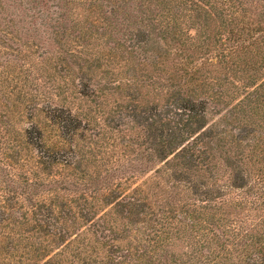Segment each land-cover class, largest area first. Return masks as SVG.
Returning <instances> with one entry per match:
<instances>
[{
  "label": "rangeland",
  "instance_id": "rangeland-1",
  "mask_svg": "<svg viewBox=\"0 0 264 264\" xmlns=\"http://www.w3.org/2000/svg\"><path fill=\"white\" fill-rule=\"evenodd\" d=\"M137 1H143L145 5L150 3L149 0ZM39 2L0 0V30L3 29L6 36H9V31L18 43H26L21 50L14 51V45L11 47L5 39L0 47L3 52H0V74L5 71L0 77V204L4 205L0 218H8V223H15L8 228H0V264H20L23 256H31L26 243L31 246L37 242L35 236H47L44 223L38 226L35 219L40 214L47 218V222H53L51 213L47 212L49 208L41 206L52 203L55 204L54 209L73 207L80 214L82 210L88 212V221H79L74 232L80 228L87 230L90 219L97 221L93 223L97 224L96 230L104 228L101 238L95 232L86 234L90 246L81 257L95 251L99 257L113 252L117 257L121 256V264H158V259L163 260L164 255L168 263L173 259L185 261V244L176 238V234L171 235L169 243L158 244L156 249V243L145 241L144 235L150 230L145 229L154 225L150 209L155 214H159L160 205L170 210L168 215L174 213L175 219L171 222L175 223L178 218H183L181 212L187 206L200 202L195 201L200 195L194 193L192 185L181 190L173 179H169L168 175L175 171L180 174L176 168L180 169L181 164L175 166L173 161L161 162L153 149L156 147L152 136L160 135V129L153 132L152 127L145 125L156 109L162 111L176 92L173 85L169 87L167 73L176 69L173 57L180 45L169 38L162 39L156 30L153 35L158 37H151L143 48L145 52L141 51L149 56L148 62L144 63L138 57L141 55L139 52L114 48V45L118 46L116 37L120 32L112 31L98 21L101 14L96 0H70L62 20L43 25L38 23L33 29L28 16L34 15L37 22L43 17L34 14ZM257 4L262 9L264 0ZM140 15L135 12L134 17H129V27L138 26ZM203 16L204 13L200 24ZM85 23L91 24L89 29H84ZM218 25L219 21L215 19L213 24L209 23V31L204 32L213 34ZM201 30L198 27L190 34L197 37ZM27 36L31 38L27 39ZM260 48L264 49V46ZM240 55L242 71L209 66L202 71L207 77L205 84L190 87H194L192 90L202 97L221 94H218L221 98L215 96L213 103L209 104L207 131H210L211 138L203 146L210 168L230 180L231 176L244 169L241 163L244 159L264 169V89L241 103L238 100L243 98V91H236V87L242 88L253 79H256L254 82L264 79V53L254 50ZM175 57L178 60V56ZM5 59L13 62L7 63ZM153 60H157L156 65L148 64ZM247 90L252 89L249 87ZM71 117L74 121H69ZM60 118L68 121V130L77 126L73 140L61 138L55 123ZM165 122L164 119L157 124ZM244 129L252 130V140L239 143L235 135ZM27 140L41 145H27ZM57 149L64 150L70 155V160L71 157L73 159L69 161L70 166L63 167L61 172L70 176L71 183L64 186L66 189L55 192L51 181L56 168L49 164L37 166L33 156L38 155V150L52 154ZM77 152L80 156L74 159ZM206 170L207 167L203 168L204 172ZM189 177L200 186L207 179L198 175L194 167L189 171ZM119 185L121 194H132L137 202L134 205L124 202L119 203L120 206L103 205V194L111 189L117 190ZM135 187H141V191L136 192ZM56 193L63 200L56 199ZM176 197L179 201H172ZM144 201L152 204L150 208ZM168 202L170 205L166 206ZM89 206H101L97 212L105 208L115 209L113 232L108 224H103L102 215H92ZM11 208L14 214H10ZM4 209L10 211L5 214ZM220 212L217 217L237 219L238 214H232L233 209L224 208ZM72 218L67 217V221ZM21 239L27 242L20 244ZM80 245L82 242H73L69 246L74 250ZM152 252L153 256L157 254V258H149ZM80 256L74 259L73 264L84 263L77 261ZM31 264L42 262L38 258Z\"/></svg>",
  "mask_w": 264,
  "mask_h": 264
},
{
  "label": "trees",
  "instance_id": "trees-1",
  "mask_svg": "<svg viewBox=\"0 0 264 264\" xmlns=\"http://www.w3.org/2000/svg\"><path fill=\"white\" fill-rule=\"evenodd\" d=\"M96 1L95 4H99L96 7L101 14L98 21L102 22L104 26L107 25L112 31L120 32V36L116 37L118 46L114 45V48H120L125 52H139L141 55L138 57L141 62L147 63L149 56L142 54L141 51H144L143 48L151 37H158L153 35L156 30H159V36L162 39L167 40L169 38L172 41H177V45H180L177 54H175L178 56V60L175 56L173 57L176 62V69L167 73L169 87L173 85L176 92L171 95L170 101L164 105L162 111L158 112L156 109L155 114L149 118L150 120L145 125L152 127L153 132L160 129L158 134L160 133L161 136L157 135L159 140L157 136H152L155 141L153 145L156 147L153 149L157 151L161 162L173 161L175 166L181 164L180 169L176 168L180 174H176L177 171H175L168 175L169 179H173L177 188H181V190L192 185L196 191L194 193L200 195V198L195 201L200 202L187 206V209L181 212L183 218H178L175 223L171 222V219H175L174 213L168 215L170 210L167 211L160 205L159 214H155L150 209L149 213L151 217L153 216L151 221L154 225L145 229V231L150 229L148 234H144L146 236L145 241L155 242L154 249H156L158 244L169 243L171 235L176 234L178 240L184 241L186 249L185 261L173 259L168 263L167 256L164 255L163 260L158 259V264H264V169L261 170L252 162L249 163V160L244 159L241 162L244 169L231 176L230 180L224 175L215 173L214 168H210L209 158H207L203 145L209 143L211 138L210 131H207L209 104L213 103L215 96H219L220 92L202 97L192 90L194 87L190 89L192 85L201 87L205 84L207 77L202 71L209 66H219L220 68L224 66V69L242 71L239 65L242 52L244 54V52L256 50L263 55L264 49L260 47L264 46V6H261L262 9H260L257 4L261 0H149V5L137 0ZM69 2L70 0H40L36 5L38 8L34 14L35 16L42 15L44 18L40 17L39 22H37L34 15L28 16L30 20L28 23L32 25L33 29H36L38 23L43 25L62 20L65 14L63 12ZM144 7L147 10H143ZM129 11L132 13L128 14ZM135 12L141 14V21L138 26L129 27L127 20L129 17H134ZM203 13L204 19L200 24ZM215 19L219 21L216 32L213 34L204 32L209 31V23L213 24ZM1 25L2 27L6 26ZM90 26L91 24L89 26L87 23L83 24L84 29H89ZM198 27L202 30L197 38L195 34L191 35L190 31L193 29L197 31ZM3 31V29L0 30V47H2V41L5 39L10 42L11 47L14 45L12 47L14 51L21 50V47L26 45V43H18L9 31V36L4 35ZM26 38L29 39L31 36ZM0 52L3 53L2 50ZM5 60L7 63L13 62L9 59ZM156 63L157 60L155 62L153 60V63L148 64L156 65ZM2 75L0 74V77ZM175 79L176 82H174ZM177 79H181V81L177 82ZM255 80L246 83L242 88L236 87L237 93L243 91V98L238 100L240 103L264 89V79L259 82H254ZM156 82L154 81L153 84ZM251 83L253 85L248 86ZM249 87L252 90L248 91ZM219 98L221 97L219 96ZM229 98L232 99L233 97ZM214 103L216 102L214 101ZM155 106L154 108H157V105ZM164 119L166 120L164 124H157L162 123ZM71 120L72 117L69 121ZM55 123L63 140H73L75 131L78 129L77 126L68 130L69 123L62 118ZM235 136L237 142L241 143L252 140L253 133L250 129H244ZM41 137L39 131V140ZM26 144L37 145V147L41 145L28 140ZM37 153V156H33V161L37 166L49 164L51 168L53 165L56 168V175L51 181L55 185L54 191L66 189L64 186L70 184L71 179L69 175L64 176V173L61 172L63 167L70 166L69 161L73 157L70 160V155H67L62 149H57L52 154H45L40 150ZM78 156L80 153L77 152L74 159ZM193 167L197 168L198 175L207 178L201 186L196 184V180L189 177V171ZM205 167L207 170L204 172L203 168ZM121 189L122 187L119 185L117 190L111 189L108 193L103 194L105 199L103 205L107 204V207L120 206L119 203L123 202L126 205H134L137 202V198H134L132 194H121ZM134 190L140 192L141 187H135ZM55 198L63 200L61 195L57 193ZM172 201H179V198L176 197ZM144 202L149 208L152 205ZM142 204L144 207V203ZM169 205L168 202L166 206ZM41 206L49 208L47 212L51 213L53 222H47V218H42L40 214H37L35 221L38 224H36L40 226L39 224L44 223L47 236H43L44 238L35 236L37 242L31 246H28L27 241L21 239L20 244L27 242L25 247L31 249L28 252L31 256L29 258L23 256L20 264H31L38 258L41 259L42 264H54V262L73 264L74 259L90 246L85 237L87 233H98L100 238L101 235H104L103 227L100 231L95 229L97 224L93 223H97V221L95 222L93 219L89 220L90 227L87 230L80 228L74 232V227H78L79 221H88V212L85 210H82L80 214L73 207H69L67 210H58L59 208L54 209L55 204L53 203L49 206L45 204H41ZM3 208L4 205L1 206L0 204V210ZM101 208V206H89L92 215L98 213L100 216L102 215L103 224H108V228L113 232L115 220L113 210L115 209L106 210L107 208H105V210L97 212ZM224 208L233 209L232 214H238L237 219L235 216L229 220L224 217H217L216 215L221 213L220 211ZM7 210L10 211L4 209L3 213L7 214ZM11 211L10 214H14L13 208ZM69 215L73 218L68 222L67 217H70ZM7 220L9 219L0 218V228H8L15 224L8 223ZM73 242H82V245L76 246L72 250L70 246ZM103 248L106 249L107 247ZM120 258L121 256L117 257L113 252L106 257L102 255L99 257L95 251H92L90 254H84L83 257L80 256L77 261L84 262L83 264H121L123 260L120 261ZM149 258H157V254L153 256L152 252V256Z\"/></svg>",
  "mask_w": 264,
  "mask_h": 264
}]
</instances>
